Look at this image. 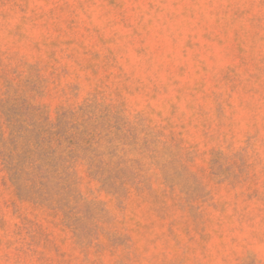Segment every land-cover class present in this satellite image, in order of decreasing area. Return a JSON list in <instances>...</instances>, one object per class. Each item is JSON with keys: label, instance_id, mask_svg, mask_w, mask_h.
I'll use <instances>...</instances> for the list:
<instances>
[{"label": "rangeland", "instance_id": "obj_1", "mask_svg": "<svg viewBox=\"0 0 264 264\" xmlns=\"http://www.w3.org/2000/svg\"><path fill=\"white\" fill-rule=\"evenodd\" d=\"M0 264H264V0H0Z\"/></svg>", "mask_w": 264, "mask_h": 264}, {"label": "trees", "instance_id": "obj_2", "mask_svg": "<svg viewBox=\"0 0 264 264\" xmlns=\"http://www.w3.org/2000/svg\"><path fill=\"white\" fill-rule=\"evenodd\" d=\"M46 133H48L47 130L43 128L40 129L42 142L40 143V145L38 144L36 145L38 148H40V150L44 147L43 142H45L44 139L45 137H42V135H45ZM54 136H57V134H52L51 138H53ZM36 153L31 154L25 159H21L17 161H13L10 157H6L5 160L6 166L10 172L12 181H14L17 186L25 187L27 186L25 183H30L32 185L35 184L41 189H47L49 185V178L51 175L50 167H48L49 165L47 164L46 161V159L49 158L47 156H45V158L44 157L36 158ZM72 153H73L72 150L68 152L67 154L68 158L70 157L69 155ZM59 162L63 163L62 172L63 174H65V172L68 171V163H70V160H66L63 162L62 158H59L57 159V163ZM61 180H62V184L67 183V180H64V178H61Z\"/></svg>", "mask_w": 264, "mask_h": 264}]
</instances>
